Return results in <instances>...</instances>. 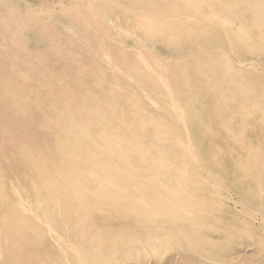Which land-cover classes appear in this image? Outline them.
Segmentation results:
<instances>
[{
  "label": "rangeland",
  "instance_id": "obj_1",
  "mask_svg": "<svg viewBox=\"0 0 264 264\" xmlns=\"http://www.w3.org/2000/svg\"><path fill=\"white\" fill-rule=\"evenodd\" d=\"M150 1L0 0V264H264V0Z\"/></svg>",
  "mask_w": 264,
  "mask_h": 264
},
{
  "label": "bare ground",
  "instance_id": "obj_2",
  "mask_svg": "<svg viewBox=\"0 0 264 264\" xmlns=\"http://www.w3.org/2000/svg\"><path fill=\"white\" fill-rule=\"evenodd\" d=\"M257 2V5L254 3V5H255V7H256V10L257 11H260L259 9H261V5H262V2L261 1H259V0H256ZM190 2V4H192L191 6H194L195 4H198V5H200V4H202L204 7H206L207 9H211L212 7V0H190L189 1ZM216 2H218L219 4H220V7H224L225 9H227L229 6V4H230V2H228V0H217ZM247 2V1H246ZM252 3V2H251ZM136 5H137V3H135ZM146 4V5H145ZM148 5H151L152 6V0L150 1V3H148V2H145V3H143V6L145 7V8H149L150 6H148ZM160 5V4H159ZM202 6V7H203ZM160 7H161V5H160ZM159 8V7H158ZM254 8V7H253ZM2 9H4V8H2ZM6 9V8H5ZM141 9H144V8H141ZM206 10V9H205ZM209 10H207V11H209ZM5 12H7V11H5ZM211 12V11H210ZM7 14V13H6ZM4 15V14H3ZM2 18V17H1ZM5 18V17H4ZM19 19V18H18ZM10 21V20H9ZM81 21H82V19H81ZM18 24H19V22H18ZM11 25V24H10ZM13 25H14V23H13ZM9 27V26H8ZM0 34H2V33H5V32H7V28H6V21L5 20H3V18H2V20H0ZM12 29V28H11ZM16 31L17 32H22L23 33V31H22V28H16ZM25 33V32H24ZM6 34H9V38H7V39H5V40H3V41H1V38H0V91H2V90H4L5 92H7V93H9L10 91H11V93H12V91L14 90L15 91V94L14 93H12V95H13V97L14 98H16V100H17V98L20 96V99L21 100H25L24 99V94L26 93L25 92V87L27 86V83H28V81L29 80H21L20 82L19 81H17L16 79H14V76H13V74H15V71L16 70H18L19 69V67H17L16 66V63H18V59H19V57H24V55H26V56H28L29 55V50H30V47H28L27 45H26V43H23V44H13L12 43V45L11 44H9L10 42H12V40H11V38L12 37H10V33H5V35ZM12 35V34H11ZM25 35H26V33H25ZM2 36V35H1ZM5 37V36H4ZM262 37V35H259V37L258 38H261ZM7 42H8V44H7ZM32 49V48H31ZM44 50V49H43ZM37 52V51H36ZM32 55V54H31ZM35 56V55H34ZM28 58V57H27ZM34 58V57H33ZM36 58V61H39V62H43L44 61V57H41L40 55H39V53L37 54V56L35 57ZM25 60H23V61H26V63H28L27 62V59L26 58H24ZM32 61H33V59H31ZM19 61H20V59H19ZM29 61V60H28ZM32 61H30V63L32 62ZM22 62V61H21ZM21 62H19L18 64H20L21 65ZM24 63V62H23ZM22 63V65H24ZM25 63V64H26ZM20 65H18V66H20ZM27 65V64H26ZM31 65H32V63L31 64H29L28 63V65H27V67L24 69L23 67V69L25 70V72L27 73V74H29L30 73V71H31ZM21 68V67H20ZM23 69H19L20 70V73L23 71L24 72V70ZM32 70H34V71H36V72H39V70L37 69V68H33ZM17 72V71H16ZM19 72V71H18ZM149 72V71H148ZM25 75L26 74H22V76L23 77H25ZM31 75V74H30ZM40 78L41 77H48V75L49 74H47L46 73V71H41L40 72ZM17 78V77H16ZM19 78V77H18ZM33 78V77H32ZM32 80V79H31ZM30 80V81H31ZM35 80V79H34ZM36 81V80H35ZM32 82H34V81H32ZM82 85V80L80 79L79 80V82H77L76 83V87L78 88L79 86L80 87H82L81 86ZM37 86H38V89L40 90V89H44L45 91H47V93H46V95H56V93L52 90V89H47L46 87H45V81H43V80H41V81H38L37 82ZM43 90V91H44ZM80 91H82L83 89L82 88H80L79 89ZM11 93H9V94H11ZM40 93V92H39ZM118 95V94H117ZM121 95L122 96H124L122 93H121ZM120 94H119V96L118 97H122ZM57 96V95H56ZM126 96V95H125ZM128 96V95H127ZM131 96V95H130ZM129 96V97H130ZM133 97V96H132ZM43 98V97H42ZM125 98V97H124ZM38 99V97H37V95L36 94H33L32 95V97L31 98H28L27 99V101H29V100H32V101H36ZM45 99V98H44ZM44 99H42V100H44ZM0 102H2L3 103V101H0ZM49 102V101H48ZM80 103L82 104V103H84V102H79L78 104H77V108H76V110H75V114H77V112H78V107H79V105H80ZM39 105V104H38ZM41 107H42V105H41ZM110 108V107H109ZM108 108V109H109ZM44 109V108H43ZM35 112L37 111V110H34ZM33 111V112H34ZM34 112V113H35ZM39 112V111H38ZM87 116H84L83 118H81L80 120H78V121H73V117H69V118H67V120H60V117H57V118H55L53 121H52V125H47V127L49 128H46V130L47 131H51V130H55L56 132H57V134L59 135V137L61 138V146L63 147V149H67L69 146H70V141H67L66 140V138H65V136H64V133H65V131L67 130V128H68V125H72V126H74V127H76V126H81L82 127V129H84L85 131H86V134H88L90 131H92L93 130V128H87V127H85L84 125H85V123L87 124V125H90L92 122L90 121V120H87ZM28 119V118H27ZM42 120H43V123H47V124H50L48 121H46L45 119H44V116L42 115V118H41ZM1 120V122L3 121V119L1 118L0 119ZM29 120V119H28ZM69 120V121H68ZM31 121V120H30ZM32 125V124H31ZM46 126V125H45ZM127 135H129V134H133V132L132 131H129V130H127L126 132H125ZM120 146H121V152L119 153V155H120V159H119V161L120 162H122V163H125V161H126V157L128 156V154H129V146H128V142L127 141H125V140H122V141H120ZM23 154H24V152H23ZM21 157H23V156H21ZM93 157V154H92V152L90 153V152H86L85 153V157L84 158H86V159H90V158H92ZM51 169V168H50ZM101 169V170H100ZM44 172H45V170H43ZM87 171L91 174V178L93 177V175H96L99 171H108L109 172V175L111 176V177H113L115 180H118V181H123L124 179H125V177H126V175L127 174H116V173H114L113 171H111L110 170V168H109V166H107V165H105V166H98L96 163H89L88 164V168H87ZM112 182H115V181H112Z\"/></svg>",
  "mask_w": 264,
  "mask_h": 264
}]
</instances>
